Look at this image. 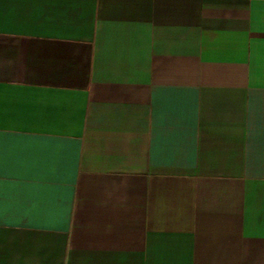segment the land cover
Returning <instances> with one entry per match:
<instances>
[{"label": "crops", "instance_id": "0c3cea01", "mask_svg": "<svg viewBox=\"0 0 264 264\" xmlns=\"http://www.w3.org/2000/svg\"><path fill=\"white\" fill-rule=\"evenodd\" d=\"M0 264H264V0H0Z\"/></svg>", "mask_w": 264, "mask_h": 264}]
</instances>
